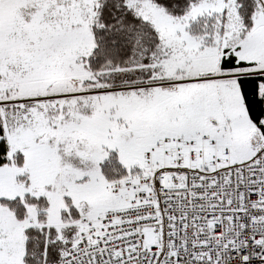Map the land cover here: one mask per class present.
Here are the masks:
<instances>
[{
	"label": "snow or ice",
	"instance_id": "6c2138e0",
	"mask_svg": "<svg viewBox=\"0 0 264 264\" xmlns=\"http://www.w3.org/2000/svg\"><path fill=\"white\" fill-rule=\"evenodd\" d=\"M0 264H264V0H0Z\"/></svg>",
	"mask_w": 264,
	"mask_h": 264
}]
</instances>
